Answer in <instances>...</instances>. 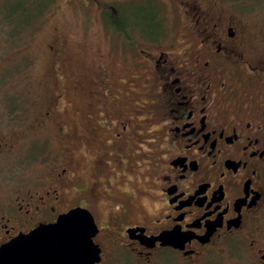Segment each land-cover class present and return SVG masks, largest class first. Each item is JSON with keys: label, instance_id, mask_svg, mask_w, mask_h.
Listing matches in <instances>:
<instances>
[{"label": "flooded vegetation", "instance_id": "af4514ba", "mask_svg": "<svg viewBox=\"0 0 264 264\" xmlns=\"http://www.w3.org/2000/svg\"><path fill=\"white\" fill-rule=\"evenodd\" d=\"M130 1L147 18L162 3L179 28L133 29L101 3L114 28L87 74L51 46V97L18 128L48 120L59 147L32 144L22 164L16 128L0 131L16 165L0 173L13 186L0 195V245L84 207L95 264H264V0Z\"/></svg>", "mask_w": 264, "mask_h": 264}, {"label": "rangeland", "instance_id": "374dc122", "mask_svg": "<svg viewBox=\"0 0 264 264\" xmlns=\"http://www.w3.org/2000/svg\"><path fill=\"white\" fill-rule=\"evenodd\" d=\"M101 3L106 7L110 4L119 6L126 15L130 28L139 30L144 24V14L137 13L138 6L130 0H0V131H3L4 127L6 130L16 128V131L11 133L12 138L16 140L13 150L27 153L18 151L16 159L22 164L32 157L33 154L27 152L32 144L33 151L37 148L48 153L57 152L59 143L55 140L54 129L48 120L41 128L37 125L32 130L37 128L36 131L20 138L19 128L26 122L34 123L39 119L40 115L44 114L46 101L51 97L55 86L50 76L54 65V51L51 46L63 43V56L73 65L72 69L74 67L83 72L92 49L107 47L106 35L111 37L110 31L114 27L107 24L100 15L99 10L103 6ZM22 5L30 9L20 10ZM161 5L152 16V21L159 26L163 35L179 26L175 23V18L165 11L162 3ZM110 12L111 8L108 9V13ZM36 13L38 16L34 19ZM29 14L33 16V20L28 22ZM7 16L15 21H4L3 18ZM19 28H22L19 32H12L13 29ZM75 51L78 56L81 55L80 59L75 57ZM121 68L122 66L117 67ZM87 70L88 68L85 74L88 73ZM65 75L72 79V73ZM12 105L16 108H11ZM67 112L63 111V114ZM16 113L18 119L22 120H18L16 125L14 123L8 126L7 120L15 119ZM2 155L0 154V173H8L6 170L10 167L15 171L16 165L12 164V161L10 165L6 164V157ZM24 165L28 166L25 167L28 169L32 164L25 162ZM8 186L13 187L0 180V195L6 193Z\"/></svg>", "mask_w": 264, "mask_h": 264}, {"label": "water", "instance_id": "95a60500", "mask_svg": "<svg viewBox=\"0 0 264 264\" xmlns=\"http://www.w3.org/2000/svg\"><path fill=\"white\" fill-rule=\"evenodd\" d=\"M56 218L0 245V264H95L97 227L88 209L74 207Z\"/></svg>", "mask_w": 264, "mask_h": 264}, {"label": "trees", "instance_id": "16d2710c", "mask_svg": "<svg viewBox=\"0 0 264 264\" xmlns=\"http://www.w3.org/2000/svg\"><path fill=\"white\" fill-rule=\"evenodd\" d=\"M46 1H48V0H46ZM24 8H26L27 10L30 9L28 6H24V5H22V6L20 7V10H23ZM37 16H38V13H36V16H34V19H37ZM28 17H29L28 22H29V20H31V21L33 20V18H32L33 16H32V15L29 14ZM15 18H16V17H15ZM3 20H4V21H9V22H11V21H15V19H14V20H10V19L8 18V16H7V17H4ZM152 20H153V17H152V18H150V17H148V18L145 17V18H144V21H146L147 23H144V24H142V25H148V26H150L152 23H154V21H152ZM118 21H119L121 27H123V26L125 27V22H124V21H125V17H124V16H123V17L121 16V19H120V20L118 19ZM121 22H124V23H122L123 25L121 24ZM116 23L118 24V22H116ZM151 26H152V25H151ZM23 28H24V27H23ZM21 29H22V28H19V30H17V29H16V30L13 29L12 32H13V31H14L13 33H15V32H19ZM17 34H18V33H17ZM17 34H15V35H17Z\"/></svg>", "mask_w": 264, "mask_h": 264}]
</instances>
